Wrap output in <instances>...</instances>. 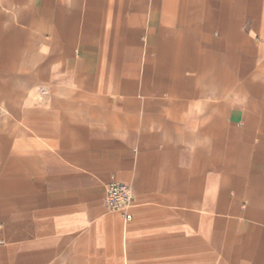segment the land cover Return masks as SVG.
<instances>
[{"label": "crops", "instance_id": "1", "mask_svg": "<svg viewBox=\"0 0 264 264\" xmlns=\"http://www.w3.org/2000/svg\"><path fill=\"white\" fill-rule=\"evenodd\" d=\"M0 264H264V0H0Z\"/></svg>", "mask_w": 264, "mask_h": 264}, {"label": "built area", "instance_id": "2", "mask_svg": "<svg viewBox=\"0 0 264 264\" xmlns=\"http://www.w3.org/2000/svg\"><path fill=\"white\" fill-rule=\"evenodd\" d=\"M135 201L133 189L130 185L114 181L106 189V208L109 211H124L126 220L132 219L129 209Z\"/></svg>", "mask_w": 264, "mask_h": 264}]
</instances>
